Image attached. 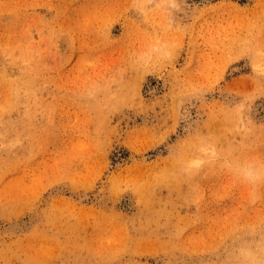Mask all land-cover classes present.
<instances>
[{"label": "rangeland", "instance_id": "1", "mask_svg": "<svg viewBox=\"0 0 264 264\" xmlns=\"http://www.w3.org/2000/svg\"><path fill=\"white\" fill-rule=\"evenodd\" d=\"M0 264H264V0H0Z\"/></svg>", "mask_w": 264, "mask_h": 264}]
</instances>
